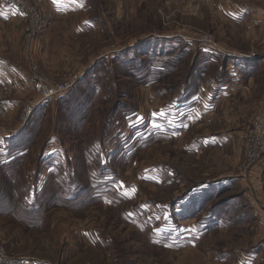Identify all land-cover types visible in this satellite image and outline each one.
Wrapping results in <instances>:
<instances>
[{"label": "rangeland", "instance_id": "1", "mask_svg": "<svg viewBox=\"0 0 264 264\" xmlns=\"http://www.w3.org/2000/svg\"><path fill=\"white\" fill-rule=\"evenodd\" d=\"M12 1L22 18L0 27V55L19 51L28 76L25 94L0 85V264H264V177L240 142L264 114V70L214 123L185 132L170 116L228 81L223 56L239 52L216 0H80L56 28L44 0ZM247 50L263 58L264 36ZM74 76L26 115L34 78Z\"/></svg>", "mask_w": 264, "mask_h": 264}, {"label": "crops", "instance_id": "2", "mask_svg": "<svg viewBox=\"0 0 264 264\" xmlns=\"http://www.w3.org/2000/svg\"><path fill=\"white\" fill-rule=\"evenodd\" d=\"M44 4L47 9V20H49V17L52 18V20H49L50 23L48 24V28L58 27V25L54 23V18L59 20L61 17L77 14L79 12L77 9L81 7L80 0H58L57 4H53L52 0H44ZM214 8L215 13L218 15V19L225 22V24H227L225 25L226 27L228 26V29L224 30V35H226L225 31H227L228 35L226 36H229V39H227L231 42L229 46L239 53L228 56L222 55L223 58L228 61L226 64V70L229 75L227 82L218 84L213 83L210 88L202 85L201 91L198 93L199 97H193L184 104L183 108L185 112L181 111V107H179V109L173 108L170 110L172 113H170V116L172 118H178L174 122H183L185 132H187L189 128H195L197 126L202 128L210 124V122L214 123L212 122V120H214L213 117L219 109H222V103L241 91L245 82L253 78L252 75H255L262 69L264 70V57L256 58L253 54H250L251 56L240 54H246L248 48L254 49L264 36V6H258L256 0H216ZM21 18L22 16L18 11L9 7L5 8L0 6L1 28H8L12 25V28H10V30L8 29V31L12 33L15 31V27L18 26ZM80 28L81 26H76L75 31L79 33ZM204 47L202 48L203 50L211 53V50ZM14 59L15 60L12 61L0 55V85L11 86L17 90H21V92L25 94V81L28 75L26 68L23 69V67H21L25 65L24 58L20 52L17 51ZM18 63H20L21 66H19ZM41 63H43V59H41ZM19 103L21 102L9 101L6 104L7 108L12 111L15 107H18L17 105ZM182 113L184 116L180 119L179 116H181ZM174 114H177V116L174 117ZM178 114L180 115L178 116ZM229 138L230 134L224 133L219 136L202 137L200 140L202 146L207 148L210 144H214V140H228ZM254 171L256 174L264 177V167H255ZM259 218H261V222L264 223V217L262 219V216L260 217L259 215L258 220Z\"/></svg>", "mask_w": 264, "mask_h": 264}, {"label": "built area", "instance_id": "3", "mask_svg": "<svg viewBox=\"0 0 264 264\" xmlns=\"http://www.w3.org/2000/svg\"><path fill=\"white\" fill-rule=\"evenodd\" d=\"M19 5V3H14L11 0L7 7L18 10ZM202 42L206 48L212 50V46L209 45L210 43ZM78 78L74 76L71 81L63 83H53L50 80L42 82L38 78H34L32 85L35 92L38 93V99L33 105L26 108V115L31 114L40 104L67 93L73 86V81ZM3 111H5L4 101L0 103V112L2 113ZM240 142L247 166L264 167V114L257 113L251 118L249 126L241 133ZM19 264H30V262L20 261Z\"/></svg>", "mask_w": 264, "mask_h": 264}, {"label": "snow or ice", "instance_id": "4", "mask_svg": "<svg viewBox=\"0 0 264 264\" xmlns=\"http://www.w3.org/2000/svg\"><path fill=\"white\" fill-rule=\"evenodd\" d=\"M53 4H57L58 0H52Z\"/></svg>", "mask_w": 264, "mask_h": 264}, {"label": "trees", "instance_id": "5", "mask_svg": "<svg viewBox=\"0 0 264 264\" xmlns=\"http://www.w3.org/2000/svg\"><path fill=\"white\" fill-rule=\"evenodd\" d=\"M36 110V109H35Z\"/></svg>", "mask_w": 264, "mask_h": 264}]
</instances>
